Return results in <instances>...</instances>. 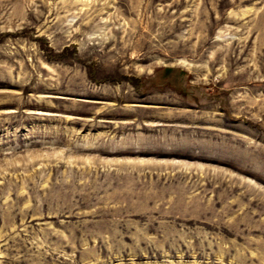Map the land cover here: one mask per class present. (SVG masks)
I'll use <instances>...</instances> for the list:
<instances>
[{
  "label": "rangeland",
  "instance_id": "374dc122",
  "mask_svg": "<svg viewBox=\"0 0 264 264\" xmlns=\"http://www.w3.org/2000/svg\"><path fill=\"white\" fill-rule=\"evenodd\" d=\"M0 264H264V0H0Z\"/></svg>",
  "mask_w": 264,
  "mask_h": 264
}]
</instances>
